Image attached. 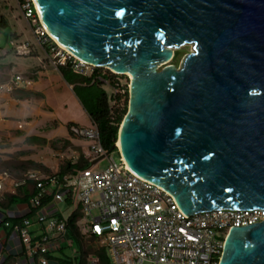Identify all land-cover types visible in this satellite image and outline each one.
Returning a JSON list of instances; mask_svg holds the SVG:
<instances>
[{
    "label": "water",
    "instance_id": "1",
    "mask_svg": "<svg viewBox=\"0 0 264 264\" xmlns=\"http://www.w3.org/2000/svg\"><path fill=\"white\" fill-rule=\"evenodd\" d=\"M32 1L62 47L132 74L110 151L134 174L186 216L264 210V0ZM218 264H264V220L232 227Z\"/></svg>",
    "mask_w": 264,
    "mask_h": 264
},
{
    "label": "built area",
    "instance_id": "2",
    "mask_svg": "<svg viewBox=\"0 0 264 264\" xmlns=\"http://www.w3.org/2000/svg\"><path fill=\"white\" fill-rule=\"evenodd\" d=\"M19 5L53 65L69 64L76 74H86L91 68L92 73L93 65L61 48L49 35L32 0ZM28 45L23 46L27 49ZM116 79L110 81L108 107L112 116L122 112L128 100L126 86ZM31 85L30 79L14 74L8 83L0 85V90ZM68 130L88 141L87 167L54 174L33 169L21 178L0 174V201L5 200V193L13 194L29 181H34L37 188L29 204L0 206V261L5 253H13L17 254L15 264H53L45 254L61 247L75 211L81 214L77 220L81 234L104 246L110 264H218L232 227L264 220V210H206L186 216L168 191L134 174L119 153L117 161L109 155L112 150L101 145L95 123L91 127L70 124ZM65 157L63 152L55 154L59 161ZM61 199L74 206L67 217L56 206ZM12 218H20V222L12 223ZM86 264H99V257L89 255Z\"/></svg>",
    "mask_w": 264,
    "mask_h": 264
},
{
    "label": "rangeland",
    "instance_id": "3",
    "mask_svg": "<svg viewBox=\"0 0 264 264\" xmlns=\"http://www.w3.org/2000/svg\"><path fill=\"white\" fill-rule=\"evenodd\" d=\"M1 18L5 20V25H1ZM14 33H16L17 36L13 35ZM10 41L13 43V47L11 46ZM26 43L29 44L27 48H31L32 53L35 50L38 51L39 54L41 53L43 46L39 44L37 37L32 31L30 23L23 16L18 0H0V83H8L12 76L3 81L2 79L10 74L13 75V73L18 71L22 73L24 64L33 65L38 61L32 55L26 54V59L24 60L21 55L17 54V52L20 54L26 49V47L23 46ZM191 50V44L180 46L174 50V54L178 55L177 60L171 59L168 63L179 66L183 58L180 56L182 55V51L187 53ZM164 65L160 66V68L164 67ZM99 68H101L100 73L105 74L108 77L109 74L106 72L105 68ZM90 70L91 68H88L87 72H90ZM114 77L117 78L116 80L119 81V84L125 85L128 90L130 81V77L128 75L116 74ZM110 81L111 80L108 79L107 83L100 84L101 88L105 90L108 96L112 91ZM96 88L97 87L95 85L88 87L86 90L76 91L75 93L78 95L80 103L75 107H70V103H67V106H57L52 101V104L50 105H53L54 108L52 107V109H49L46 105L41 103V115L34 119L35 122L29 116L24 117L23 119L11 118V120H14L13 126L15 127L9 129L8 127L1 126L3 119H5L4 117H1L0 174L7 172L11 177L19 178L25 171L33 169L38 170L43 174H54L59 172L60 167L66 163L68 159L66 156L64 161H59L55 158V154L68 150L69 145L64 147L58 139H65L64 136L69 135V137H72L73 140L78 143H88L86 139L74 136L70 132L68 133L67 122L71 119L70 117L77 116V120L80 121L79 125L77 124L78 126L91 127L92 122L89 120L87 109H89L92 104V101L89 99V95L94 94ZM15 89L17 88L10 91H14ZM47 121L49 127L45 128L44 126ZM33 135L42 137L41 140L45 138V141L36 142L31 140L27 141L25 139V137ZM51 136L54 137L50 138ZM69 155L70 154L68 153V156ZM109 155L115 161L118 160V152L116 150L111 151ZM77 160L78 159L74 161L76 162ZM103 163L105 162H102L99 168H102L104 165ZM21 165L24 168H21ZM56 206L62 212L64 217H67L74 208L72 204H66L63 199L58 200ZM93 213L97 214V210H94ZM61 247L66 256L73 257L74 255H78L80 253L76 243L69 239H65L61 243ZM142 264L155 263L152 261H144Z\"/></svg>",
    "mask_w": 264,
    "mask_h": 264
},
{
    "label": "trees",
    "instance_id": "4",
    "mask_svg": "<svg viewBox=\"0 0 264 264\" xmlns=\"http://www.w3.org/2000/svg\"><path fill=\"white\" fill-rule=\"evenodd\" d=\"M23 0H18V2H22ZM1 25H5V20L1 18ZM184 53L182 51V55L184 56ZM176 54L173 55V60H177ZM61 74L63 75L64 79L70 83L74 80V77L77 76L76 73H74L70 67L69 64L66 65H60L58 66ZM106 72L109 74L108 77L105 74H101V68L94 67L92 73L89 76H77L75 79L79 80L81 82H85L88 86H95L96 85V91L95 95L93 96V104L92 107L87 109V113L93 123L96 124L99 132V140L101 145L105 150H110L113 146V144L117 140V134L119 125L127 111V103L122 110V112L116 114L115 116H112L109 111L108 107V100L109 96L105 92L103 88H101V83L103 79H110L111 82H114V76L115 74L111 73L108 69H106ZM111 76V77H110ZM100 77V78H98ZM128 92V90H127ZM128 94H126L127 96ZM70 124H68L69 128ZM42 137L40 136H27L25 139L31 140V141H45V138L41 140ZM57 140V138H56ZM54 140V141H56ZM64 147L69 145V141L67 139H58ZM114 150L117 151V148ZM89 165V162L83 157L78 158L76 162L66 161L61 167L60 172H65L67 170H70V168H84ZM21 168H24L22 165ZM26 172V171H25ZM21 175L19 178L23 177ZM37 192L36 183L34 181H29L25 185L20 186L17 188L16 192L11 193H5L4 196H6L5 200L0 201V206H3L5 208L12 207L16 204L20 203H26L29 204V199L31 196H34ZM45 202V201H44ZM79 211H75L72 216L69 219L68 222V228L65 234V239H69L76 243L77 248L79 249L80 253L78 255L66 256L63 251L62 247L55 250L53 253H46L45 256L48 258L50 263L53 264H86L87 257L89 255L95 254L99 257V264H110L109 257L107 254L106 249L104 246L99 245L96 243L95 238L89 237L85 238L77 225V220H79L80 217ZM12 223L20 222V218H12ZM1 226V225H0ZM6 230V229H5ZM17 254L13 253H5L2 260L0 261V264H15Z\"/></svg>",
    "mask_w": 264,
    "mask_h": 264
},
{
    "label": "crops",
    "instance_id": "5",
    "mask_svg": "<svg viewBox=\"0 0 264 264\" xmlns=\"http://www.w3.org/2000/svg\"><path fill=\"white\" fill-rule=\"evenodd\" d=\"M13 35L17 36L16 33H14ZM17 54L21 55L24 60L26 59V54L32 55L38 61L33 65L24 64L22 73L20 71L13 73V75L21 74L23 77L30 79L32 81L31 86L19 87L10 92L6 90H0V118H5L3 119V122L1 124V126L3 127H8L9 129L15 127L13 126L14 120H11V118L23 119L24 117L29 116L34 121L36 117H39L41 115V103L46 105L49 109H52L53 107V105H50L52 104V101L57 106H67V103H70V107H75L80 103L79 97L75 92H78V90H86L88 87H91L88 86L85 82H81L75 79L77 76H89L91 72H87L86 74H77V76L74 77L72 83H70L64 79L59 70V67L53 65L50 62V58L45 53V49L43 48L40 54L36 50L32 53L31 48L25 49L20 54L17 52ZM13 75H8L4 79H2V81L10 78ZM94 95L95 92L94 94L89 95V99L91 101ZM70 118L71 119L67 122V130L68 124L79 125L80 122L77 120V116H72ZM89 120L90 122H92L90 117ZM48 125L49 124L47 121L44 127L48 128ZM52 137L54 136H51L50 138ZM64 137L69 141V146L72 147L70 148L68 146V150L63 152L67 156V161L75 162L74 160L80 158V156H83V158L86 159L88 143H78L74 141L72 137H69V135ZM68 153L70 154L69 156ZM77 154H79L80 156ZM32 227H35V225ZM0 231H2V229H0Z\"/></svg>",
    "mask_w": 264,
    "mask_h": 264
},
{
    "label": "bare ground",
    "instance_id": "6",
    "mask_svg": "<svg viewBox=\"0 0 264 264\" xmlns=\"http://www.w3.org/2000/svg\"><path fill=\"white\" fill-rule=\"evenodd\" d=\"M55 41H56V40H55ZM56 42H57V41H56ZM57 43H58V42H57ZM58 44H59V43H58ZM59 45H60V44H59ZM182 45H183V44H182ZM182 45H180V46H182ZM180 46H179V47H180ZM60 47L63 48V49H65V48L62 47L61 45H60ZM179 47H172V51H173V53H172V57H171V59L173 58V55H174V53H175L174 50L177 49V48H179ZM65 50H67V49H65ZM67 51H68V50H67ZM68 52L71 53L70 51H68ZM71 54L74 55L73 53H71ZM74 56H75V55H74ZM75 57H77V56H75ZM77 58H78V57H77ZM78 59H79V58H78ZM171 59H170V60H171ZM80 60H81V59H80ZM170 60H166V61H164L163 63H159V64L157 65L156 69L159 70V69H160V66H162V65H164V64H165L164 66L168 65V64H169L168 62H169ZM82 61H83V60H82ZM84 62H85V61H84ZM86 63H88V62H86ZM167 63H168V64H167ZM88 64H91V63H88ZM91 65H92V64H91ZM110 70H111L112 72L117 73L116 71H114V70H112V69H110ZM125 74L128 75L130 78H132V74H131V73H129V72H125ZM116 144L119 145V142H117ZM163 189H164V188H163Z\"/></svg>",
    "mask_w": 264,
    "mask_h": 264
}]
</instances>
